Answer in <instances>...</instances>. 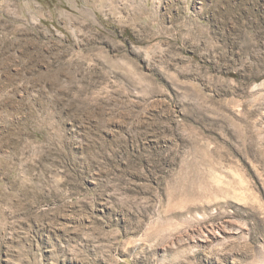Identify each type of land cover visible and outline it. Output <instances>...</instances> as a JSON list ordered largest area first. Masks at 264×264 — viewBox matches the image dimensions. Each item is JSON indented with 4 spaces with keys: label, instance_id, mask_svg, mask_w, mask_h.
<instances>
[{
    "label": "rangeland",
    "instance_id": "374dc122",
    "mask_svg": "<svg viewBox=\"0 0 264 264\" xmlns=\"http://www.w3.org/2000/svg\"><path fill=\"white\" fill-rule=\"evenodd\" d=\"M0 264H264V0H0Z\"/></svg>",
    "mask_w": 264,
    "mask_h": 264
}]
</instances>
